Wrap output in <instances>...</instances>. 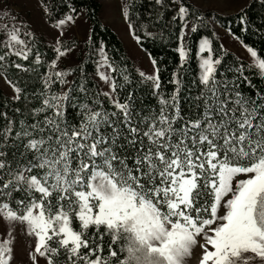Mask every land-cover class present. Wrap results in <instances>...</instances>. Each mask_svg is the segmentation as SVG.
Listing matches in <instances>:
<instances>
[{
  "label": "snow or ice",
  "instance_id": "snow-or-ice-1",
  "mask_svg": "<svg viewBox=\"0 0 264 264\" xmlns=\"http://www.w3.org/2000/svg\"><path fill=\"white\" fill-rule=\"evenodd\" d=\"M257 2L264 7V0ZM187 15L181 6V20ZM72 20L68 15L55 26ZM240 22L248 23L246 13ZM4 43L22 60L32 55L19 28ZM55 51L56 60L66 54L59 47ZM247 51L264 76V57L252 47ZM199 53V95L186 98L184 106L177 88L160 100L157 112L142 115L129 102L112 99L116 80L100 72L111 89L104 96L116 111L104 108L99 93L81 83L85 102L78 105L79 121L69 122V94L49 91L57 81L66 83L67 73L54 72L44 78L39 107L14 110L23 117L18 126L13 116L0 112V218L20 224L36 240L33 264H38L36 254L46 264H58L61 255L66 264H104L97 255L102 246L92 247L84 238L90 226L97 232L104 226L113 242L124 238L126 255L119 264H186L201 235V264H237L243 253L264 260V91L246 90L239 77L229 80L219 73L222 59L208 38L201 40ZM180 56L185 57L182 48ZM35 63H41L38 53ZM100 68L118 71L106 55ZM227 70L243 76V68ZM147 79L160 88L158 76ZM13 87L14 99L20 100L23 90ZM13 239L8 232L0 240V264H11ZM109 256L118 253L110 248Z\"/></svg>",
  "mask_w": 264,
  "mask_h": 264
},
{
  "label": "trees",
  "instance_id": "trees-1",
  "mask_svg": "<svg viewBox=\"0 0 264 264\" xmlns=\"http://www.w3.org/2000/svg\"><path fill=\"white\" fill-rule=\"evenodd\" d=\"M123 1L127 10V23L133 36L156 63L159 89L154 87L151 79H147L148 76L140 75L142 72L137 68L122 37L110 24L104 22L102 0H41L46 16L52 23L78 13H82L89 22V36L85 40L71 35L62 39L58 45L39 27L27 23L22 13L14 8L12 0H0V55L7 54L6 59L0 62V74L8 82L11 81L12 87L16 85L23 90L22 98L16 100V94L9 93L0 84V112L13 116L18 126V120L23 117L14 110L20 108L23 111L26 106L39 107L37 97L44 90V78L54 72L67 73L64 77L66 83L57 81L49 90L57 95L65 92L69 94L71 99L65 104L67 121H79L78 105L85 102L84 94L79 90L81 83L88 87L90 93H99L97 99L104 108L110 112L116 111L112 103L114 98L104 96L106 91L96 77L105 55L118 69L116 73L111 72L117 83L116 100L121 103L129 102L136 112L149 115L159 110L162 98H170L179 88L181 103L184 106L186 98L199 95V44L204 38L212 42L215 57L222 59L221 65L218 66L219 73H223L229 80L239 77L237 82L246 90L251 87L253 90L264 91V76H261L258 69L246 58L222 46L219 29L215 26V23L218 24L239 38L244 45L254 48L260 57H264V7L257 0H244L239 9L231 13H221L214 8L203 9L192 0ZM181 6L188 9L184 20L179 16ZM245 13L248 23L241 25L240 17ZM185 23L187 27H184ZM193 26L197 29L195 32H192ZM13 28L20 29V38L32 48V55L28 60L13 55L12 50L4 43ZM57 47L68 51L73 63H67L62 57L56 60ZM181 48L185 52L183 59L180 56ZM37 53L41 58L40 64L35 63ZM53 60H56L54 69L51 67ZM16 63L22 64L29 71L17 69L14 66ZM229 68H243V76L235 71H228ZM121 73L126 74L131 83H125ZM24 97L28 99L25 100ZM88 102L91 103V99ZM72 226L75 230H80L78 221L74 220ZM84 238L89 240L92 247L102 246L103 251L97 255H101L104 264H119L121 257L126 255L122 252L125 246L124 238L113 242L104 226H101L99 232L95 226H90ZM110 248L117 251V257L109 256ZM87 251L88 249H81L82 254ZM253 256L252 253H243L237 258V264H264V260L259 258L250 259ZM91 259H95V256ZM58 264H66L64 255L58 258ZM80 264H83V261Z\"/></svg>",
  "mask_w": 264,
  "mask_h": 264
},
{
  "label": "rangeland",
  "instance_id": "rangeland-1",
  "mask_svg": "<svg viewBox=\"0 0 264 264\" xmlns=\"http://www.w3.org/2000/svg\"><path fill=\"white\" fill-rule=\"evenodd\" d=\"M104 2L103 20L110 24L122 37L129 53L136 62L137 68L148 77L157 76L156 63H153V59L149 54L140 46L138 40L133 36L131 29L127 23L125 16V2L123 0H102ZM203 9L214 8L221 13H231L239 9L244 0H192ZM14 8L21 12L26 18L27 23L39 27L42 31L46 32L56 45L64 38L71 35H75L80 40H85L89 36V22L85 19L82 13L71 15L73 20L67 22L62 27H56V23H52L48 20L45 12V8L42 5L41 0H12ZM219 37L222 46L225 49L232 50L242 57L246 58L250 63L254 64V58L251 57L247 51L249 46H246L242 41L231 34L229 31L218 26ZM254 49V48H253ZM255 50V49H254ZM259 55V54H258ZM67 63H73L70 53L66 51L65 56L62 57ZM106 72L111 75L110 70L99 67V73ZM96 75L102 88L106 92H110L109 85L100 78V75ZM0 84L9 92L15 95V90L11 84L6 80L4 76L0 74ZM112 97L116 99L115 93ZM223 208L220 209L219 214H223ZM211 227H215L212 225ZM207 231V229H205ZM11 232L14 239L12 243L13 259L11 264H33L30 259V253H34V247L36 240L26 235L23 230V226L18 223L7 222L5 219L0 218V240L7 238V233ZM211 234V233H210ZM197 244L193 247L192 253L186 258V264H201L203 249L201 245L205 244L202 239V235L196 237ZM209 250L211 247L209 246ZM38 264H46V260L43 257H39Z\"/></svg>",
  "mask_w": 264,
  "mask_h": 264
}]
</instances>
